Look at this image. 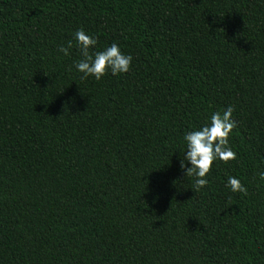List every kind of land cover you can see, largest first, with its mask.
<instances>
[{"label":"trees","instance_id":"16d2710c","mask_svg":"<svg viewBox=\"0 0 264 264\" xmlns=\"http://www.w3.org/2000/svg\"><path fill=\"white\" fill-rule=\"evenodd\" d=\"M79 29L131 70L81 79ZM229 106L194 192L183 136ZM261 161L264 0H0V264H264Z\"/></svg>","mask_w":264,"mask_h":264},{"label":"clouds","instance_id":"9594fccd","mask_svg":"<svg viewBox=\"0 0 264 264\" xmlns=\"http://www.w3.org/2000/svg\"><path fill=\"white\" fill-rule=\"evenodd\" d=\"M74 39L82 57L74 63V68L82 74L81 79L92 77L100 80L109 72L116 76L131 70L133 57L124 54L116 43L101 51L90 52V49L97 45L96 37L79 29L74 33ZM72 46V42L69 41L67 46H59L58 52L68 56ZM233 111L234 109L229 106L223 111L213 112L208 123L197 130L187 131L183 136L186 150L180 160V169L186 177L193 178L194 192L207 186L206 177L215 161L228 162L236 159V153L229 144V136L236 126L232 119ZM261 165H264V161H261ZM256 175L260 181L264 182V168ZM226 187L233 193L247 194V188L237 177L229 175Z\"/></svg>","mask_w":264,"mask_h":264}]
</instances>
